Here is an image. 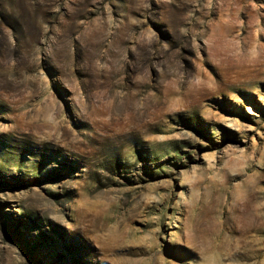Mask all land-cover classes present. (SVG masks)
<instances>
[{
    "label": "rangeland",
    "instance_id": "rangeland-1",
    "mask_svg": "<svg viewBox=\"0 0 264 264\" xmlns=\"http://www.w3.org/2000/svg\"><path fill=\"white\" fill-rule=\"evenodd\" d=\"M0 264H264V0H0Z\"/></svg>",
    "mask_w": 264,
    "mask_h": 264
}]
</instances>
